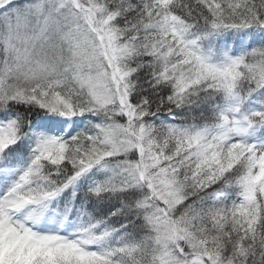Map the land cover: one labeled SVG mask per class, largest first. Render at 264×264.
<instances>
[{
	"label": "snow or ice",
	"instance_id": "snow-or-ice-1",
	"mask_svg": "<svg viewBox=\"0 0 264 264\" xmlns=\"http://www.w3.org/2000/svg\"><path fill=\"white\" fill-rule=\"evenodd\" d=\"M0 264H264V0H0Z\"/></svg>",
	"mask_w": 264,
	"mask_h": 264
}]
</instances>
